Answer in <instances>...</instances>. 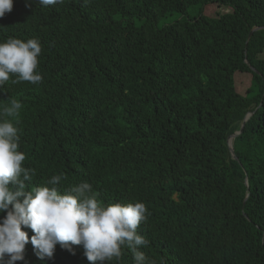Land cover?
I'll list each match as a JSON object with an SVG mask.
<instances>
[{"label":"trees","instance_id":"16d2710c","mask_svg":"<svg viewBox=\"0 0 264 264\" xmlns=\"http://www.w3.org/2000/svg\"><path fill=\"white\" fill-rule=\"evenodd\" d=\"M214 3L231 10L188 13ZM27 5L13 0L0 41L38 38L43 82L9 80L0 106L22 103L33 183L62 173V185L87 181L102 203L144 202L140 250L156 264H264V0ZM172 12L180 17L158 28ZM236 72L251 75L244 94ZM249 113L235 159L228 137ZM73 248L42 261L29 242L15 264H90ZM118 264H132L129 249Z\"/></svg>","mask_w":264,"mask_h":264},{"label":"clouds","instance_id":"9594fccd","mask_svg":"<svg viewBox=\"0 0 264 264\" xmlns=\"http://www.w3.org/2000/svg\"><path fill=\"white\" fill-rule=\"evenodd\" d=\"M39 3L49 6L63 0ZM12 8L13 0H0V18ZM41 52L36 37L0 41V87L9 80L42 83ZM21 110L16 99L0 106V264L22 261L29 242L42 261L53 258L57 245L71 254L73 245H79L90 264H118L124 248L131 251L132 264H156L140 250L150 243L137 231L150 215L144 202L102 203L87 181L62 185L67 179L62 173L33 183L35 170L24 166L26 154L20 147ZM25 228L31 229L30 237Z\"/></svg>","mask_w":264,"mask_h":264},{"label":"rangeland","instance_id":"374dc122","mask_svg":"<svg viewBox=\"0 0 264 264\" xmlns=\"http://www.w3.org/2000/svg\"><path fill=\"white\" fill-rule=\"evenodd\" d=\"M199 9L202 11V13H204L207 16H213L216 13V10L219 11L220 13H224L226 11H228L227 9H230L229 7L226 6H219L217 4H209L206 6H203L200 8V5H197L193 8L188 9V13L189 15H197V13L199 12ZM231 10V9H230ZM180 17V13L178 12H172L169 13L167 15H165L164 17L160 18L157 22V27L161 28L163 27L165 24L171 23L173 21H175L176 19H178ZM143 23V19H136V25H141ZM261 56H264V54H262ZM234 80H235V88L236 90L240 93V94H244L246 89L249 87V85L251 84V75L249 73H241V72H236L234 74Z\"/></svg>","mask_w":264,"mask_h":264},{"label":"water","instance_id":"95a60500","mask_svg":"<svg viewBox=\"0 0 264 264\" xmlns=\"http://www.w3.org/2000/svg\"><path fill=\"white\" fill-rule=\"evenodd\" d=\"M260 28H261L260 26H255V27H253V28L251 29V31H250L249 36L252 34L253 31L258 30V29H260ZM249 115H250V113L247 114L246 117L244 118L240 130L237 131V132H235V133H233L232 135H230V136L228 137V148H229V151H230L231 155H232L235 159H237V157L235 156V152H234V149H233L232 141H233V139H234L238 134H240V133L242 132V129H243L244 123H245V121L248 119Z\"/></svg>","mask_w":264,"mask_h":264}]
</instances>
